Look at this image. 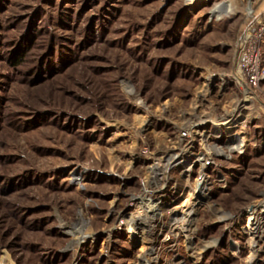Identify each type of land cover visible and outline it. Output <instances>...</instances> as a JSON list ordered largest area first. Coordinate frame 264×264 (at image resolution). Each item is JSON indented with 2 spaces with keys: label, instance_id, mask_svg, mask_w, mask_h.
<instances>
[{
  "label": "rangeland",
  "instance_id": "1",
  "mask_svg": "<svg viewBox=\"0 0 264 264\" xmlns=\"http://www.w3.org/2000/svg\"><path fill=\"white\" fill-rule=\"evenodd\" d=\"M260 29L264 68V0H0V264H264V76L238 68ZM135 194L160 200L139 236Z\"/></svg>",
  "mask_w": 264,
  "mask_h": 264
},
{
  "label": "bare ground",
  "instance_id": "2",
  "mask_svg": "<svg viewBox=\"0 0 264 264\" xmlns=\"http://www.w3.org/2000/svg\"><path fill=\"white\" fill-rule=\"evenodd\" d=\"M207 86L201 91L199 100L202 101L205 96L208 95L211 89L212 83L206 84ZM198 103H196V106L189 112V115L191 118H197L201 122H206V115L205 111L204 112H199L198 111ZM229 117L223 119V120H217L214 121L217 125H228L232 123V120H234V111L229 112ZM199 121V122H200ZM213 121V120H212ZM183 138H177L173 140V143L169 145V151L170 153L164 157L163 160L155 161L149 166V179L148 182L152 186L154 184H157L165 177V174L168 171V167L171 164H178L182 163L185 161V154L187 150L183 149ZM205 159L204 156H201L199 160ZM170 165H169V164ZM172 166V165H171ZM198 187L201 191H204L206 188V181L205 179L201 178L198 180ZM133 199H141L143 202L142 207L140 208H134L132 209L131 213L122 219V222L120 226L126 227L131 233L135 234L136 236H139L140 232L146 233V231H151L152 227L154 224H152L151 221H157L159 220V215H158V210L160 208V200L153 199L148 197V195L144 194H135L133 195ZM256 219V218H255ZM79 222V221H78ZM155 226V225H154ZM253 232L255 234H259L261 226L259 225V221H254L253 223ZM67 234H70L72 236H76L80 241L85 240L87 236L91 235L88 231L84 229L83 224H79L74 227H67L64 230ZM146 241V240H145ZM254 241V240H253ZM253 246V251L250 254V259L251 261H254L257 257V247H256V242L252 244ZM148 251L150 253L155 251V248L152 246L148 248ZM147 260H142L141 263L139 264H148ZM9 264V263H8Z\"/></svg>",
  "mask_w": 264,
  "mask_h": 264
},
{
  "label": "built area",
  "instance_id": "3",
  "mask_svg": "<svg viewBox=\"0 0 264 264\" xmlns=\"http://www.w3.org/2000/svg\"><path fill=\"white\" fill-rule=\"evenodd\" d=\"M263 31L244 34V46L241 51L238 68L245 73L251 84L258 85L264 76V68L261 65V38Z\"/></svg>",
  "mask_w": 264,
  "mask_h": 264
},
{
  "label": "trees",
  "instance_id": "4",
  "mask_svg": "<svg viewBox=\"0 0 264 264\" xmlns=\"http://www.w3.org/2000/svg\"><path fill=\"white\" fill-rule=\"evenodd\" d=\"M20 59H21V56L18 58V60H17V63H19V62H20Z\"/></svg>",
  "mask_w": 264,
  "mask_h": 264
}]
</instances>
